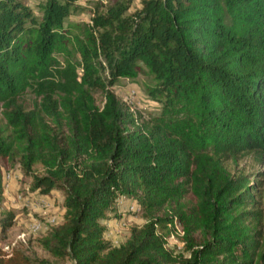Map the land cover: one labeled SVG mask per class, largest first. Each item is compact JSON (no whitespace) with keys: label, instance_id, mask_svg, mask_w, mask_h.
Segmentation results:
<instances>
[{"label":"trees","instance_id":"16d2710c","mask_svg":"<svg viewBox=\"0 0 264 264\" xmlns=\"http://www.w3.org/2000/svg\"><path fill=\"white\" fill-rule=\"evenodd\" d=\"M132 2L98 1L65 24L77 0H0V158L63 196L39 244L70 264H264V0ZM138 73L161 104L148 119L112 88ZM250 152L254 174L228 167ZM120 196L145 221L114 245L104 220ZM175 222L178 252L166 246ZM0 264L49 262L15 247Z\"/></svg>","mask_w":264,"mask_h":264},{"label":"rangeland","instance_id":"374dc122","mask_svg":"<svg viewBox=\"0 0 264 264\" xmlns=\"http://www.w3.org/2000/svg\"><path fill=\"white\" fill-rule=\"evenodd\" d=\"M24 1L33 9H37L36 3L39 0ZM98 1L106 5L113 0H77L79 6L66 17L65 24L89 21ZM139 6V0H133L129 10L132 11ZM58 57L62 59V55L58 54ZM73 58L78 60V55L75 54ZM151 82L152 79L148 74L138 73L133 77L120 76L113 83L112 88L120 100L128 104L140 119H148L158 113L161 106L147 92V84ZM92 92L95 102L102 105L103 93L97 88H93ZM22 97L28 106L39 99L30 88H27ZM0 119H2L1 113ZM0 164L3 182L0 195V219L11 215L9 224L0 226L1 250L9 254L13 248L20 247L30 254L46 258L49 264H70L68 258L52 257L39 244V239L50 226L62 219L64 213L62 193L55 189L48 193L31 189V177L23 172L17 158L1 157ZM227 165L230 169L240 168L250 174L262 168L252 152L243 154L236 163L227 161ZM33 171L40 174L43 169L40 165L34 164ZM116 212V216L113 211L110 215L112 217L104 220L106 230L103 235L105 240L114 245L125 240L131 225H141L145 221L141 206L135 199L120 196L116 202ZM181 233L180 225L175 222L174 229L166 237V246L175 252L182 250ZM6 245L10 246L7 251H5Z\"/></svg>","mask_w":264,"mask_h":264},{"label":"built area","instance_id":"2783aa9c","mask_svg":"<svg viewBox=\"0 0 264 264\" xmlns=\"http://www.w3.org/2000/svg\"><path fill=\"white\" fill-rule=\"evenodd\" d=\"M9 247H10L9 245H6V246H5V249H6L5 251H7V249H9ZM7 253H8V252H7Z\"/></svg>","mask_w":264,"mask_h":264}]
</instances>
